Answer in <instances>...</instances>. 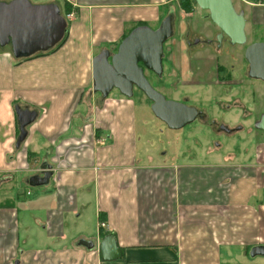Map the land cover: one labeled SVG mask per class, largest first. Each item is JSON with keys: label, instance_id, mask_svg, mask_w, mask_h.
Listing matches in <instances>:
<instances>
[{"label": "crops", "instance_id": "obj_1", "mask_svg": "<svg viewBox=\"0 0 264 264\" xmlns=\"http://www.w3.org/2000/svg\"><path fill=\"white\" fill-rule=\"evenodd\" d=\"M27 1L57 6L66 33L56 49L24 59L13 56L10 44L0 46V264H264L261 115L241 121L255 131L253 158L244 148L197 163L169 147L156 153L143 123L139 137L136 108L151 106L142 93L127 99L114 91L103 99L92 91L93 58L116 51L139 26L158 29L167 16L173 33L163 82L170 81L172 92L208 88L216 73L205 55L212 44L204 40L219 32L209 18L203 23L213 29L180 31V19L191 24L200 10L193 2L187 13L180 0ZM231 1L244 15V46L264 42V1ZM193 38L202 44H191ZM230 74L231 85L241 81ZM15 107L37 113L19 148ZM43 164L52 172L48 184L30 187ZM104 233L115 238L119 260H100ZM81 240L93 248L79 246Z\"/></svg>", "mask_w": 264, "mask_h": 264}, {"label": "water", "instance_id": "obj_2", "mask_svg": "<svg viewBox=\"0 0 264 264\" xmlns=\"http://www.w3.org/2000/svg\"><path fill=\"white\" fill-rule=\"evenodd\" d=\"M264 1V0H263ZM207 13L210 22L223 34L230 45H245V20L243 12L234 10L231 0H192ZM66 33V21L55 5H32L27 0L0 3V46L10 44L16 59L28 58L38 52H48L58 45ZM172 17L167 16L156 30L139 26L121 41L116 51L103 50L92 60V91L106 99L117 91L130 99L134 90L139 91L151 103L153 116L172 131H178L195 121L199 113L181 103L166 100L151 87L145 73L161 77L163 46L172 36ZM244 59L248 65V77L264 82V42L246 47ZM18 136L15 147L25 141L29 127L36 119L35 111L15 107ZM256 128L264 131V113ZM40 176L28 180L30 187L46 186L52 176L48 165L40 167ZM79 246L93 248L91 242L81 240ZM264 254V251H262ZM98 255L104 262L121 258L115 238H102Z\"/></svg>", "mask_w": 264, "mask_h": 264}, {"label": "rangeland", "instance_id": "obj_3", "mask_svg": "<svg viewBox=\"0 0 264 264\" xmlns=\"http://www.w3.org/2000/svg\"><path fill=\"white\" fill-rule=\"evenodd\" d=\"M206 16L207 14L204 11L196 10L191 16V24L186 20L180 19V24H178L176 29L180 31H189L191 29L190 26L194 31H201L207 28L213 29L212 25L203 23ZM195 33L199 34L200 32ZM207 33L208 32H204L201 34L203 35ZM246 41L248 43V36H246ZM163 48L165 50L168 48L167 43L164 44ZM177 52L176 58L179 60L182 56L179 54V50H177ZM205 55L206 57L212 55L214 60H217L218 65L223 66L227 72L232 73L236 80H241V89L236 90L237 88L229 87L227 89L224 88L221 91V89L218 90L217 87H212V84H209L206 85L208 87L206 89L199 85H197L198 87L178 86L177 91L172 92L174 88L169 85L170 81L166 80L163 83L165 85H163L158 81L160 78L157 79L156 76L155 78L150 75V77H148V82L153 89L158 91L169 101L173 100L196 109H206L209 120H214V122L219 124L223 123L230 128L242 124L243 129L230 135H226L218 133L208 124L194 121L178 131H172L155 119L150 108L145 110L142 107H137L136 110L139 111V137L142 138L141 128L143 123L146 128V133L148 129L150 131V134L148 135L149 138L146 140L150 142L149 145L151 146V149H154L156 153L160 154L162 151H166L167 147H169L168 153L172 152V155H176L177 152H179V156L184 155L186 159L196 161L197 163H206L210 161L209 156L212 155H217L219 159L221 156H226L228 154L238 155L239 151L242 153L244 148L251 151V158H253V151L255 148V144H253V135L255 134V131L252 134L248 133L247 130L249 125L247 123H241V121L244 122L243 120L247 118L256 120L264 112V82L256 81L247 77V64L244 60L242 47L229 45L224 42L221 50L217 52L208 48V52ZM199 61L200 60L196 59L194 63L191 62V67H195ZM162 65H165L164 67H166L167 61H164ZM165 77H167V72L163 71L162 78ZM171 82H173V80ZM174 82H176V80ZM225 90H228L227 93H224ZM235 92L237 93L236 97H231L230 94ZM203 97H207V100H204ZM145 100L149 103L146 98ZM237 100H239V107L236 104ZM134 101L136 102V99ZM136 105L138 106V104ZM245 113H250V117L245 116ZM140 114H145L147 116L143 120L139 117ZM145 136L146 134H144V138ZM259 136L263 137L264 133H258L257 137ZM248 139L250 141L252 139V143H248ZM256 140L259 141L258 138H256ZM141 146V143H139L138 153H140L139 148H142ZM181 160H183V158ZM34 190L35 188H33V191Z\"/></svg>", "mask_w": 264, "mask_h": 264}, {"label": "flooded vegetation", "instance_id": "obj_4", "mask_svg": "<svg viewBox=\"0 0 264 264\" xmlns=\"http://www.w3.org/2000/svg\"><path fill=\"white\" fill-rule=\"evenodd\" d=\"M210 33H211L210 39H208L206 41L204 40V43L212 44V47L211 48H212L213 51H217L218 52L219 50H221V48L223 47L224 42H226V43L229 44V41L227 40V38L223 34H221L220 32H213V33L210 32ZM168 41H166L165 44ZM200 42L201 41H200L199 38H193L191 44H195V46H199V45L202 44V42L201 43ZM237 46L242 47L244 45H237ZM245 50H246V47L245 46L242 47V51L244 53H245ZM163 56L164 57L162 59V64H163L164 61H167V58L168 57L171 56V52H169L167 49L165 50L163 48ZM210 57L213 59V62H215L214 69H215V73H216V77H215V81H214L215 83L212 84V87H217V89L218 90L221 89V91L224 88L227 89L229 87L230 88H233V87L234 88H237L236 90L241 89L242 82L240 81V82H237V83H234V84L231 85L230 84V82H231V74H230V72H227L226 69L223 66L218 65L217 64V60H214V57L212 55ZM162 75H163V72H162ZM162 75H161V77H159L160 78L159 80H162V83H164L163 82L164 78H162ZM236 81H238V80H236ZM227 91L228 90H225L224 93H227ZM236 95H237V93H236ZM171 101H173V100H171ZM177 103H179V102H177ZM236 104L238 106L239 103L236 102ZM190 108H194V107H190ZM194 109L199 113V115L197 116V118L195 119V121H199L200 123L208 124L212 129L214 128L218 133H223V134H226V135H230V134H232L234 132H237V131L242 130V127L240 125H237V126H234V127H231L230 128L228 125H225L223 123L222 124H219L217 122H214V120H209L208 113H207V110L206 109H202V108H200V109L194 108Z\"/></svg>", "mask_w": 264, "mask_h": 264}, {"label": "trees", "instance_id": "obj_5", "mask_svg": "<svg viewBox=\"0 0 264 264\" xmlns=\"http://www.w3.org/2000/svg\"><path fill=\"white\" fill-rule=\"evenodd\" d=\"M191 0H180V4H181V7L183 8V9H185V11L187 12V13H189L190 11H191ZM64 40V39H63ZM63 40L58 44V45H56V47H54L55 49L57 48V46H59L62 42H63ZM107 235V233L105 234H102V238L104 237V236H106Z\"/></svg>", "mask_w": 264, "mask_h": 264}, {"label": "built area", "instance_id": "obj_6", "mask_svg": "<svg viewBox=\"0 0 264 264\" xmlns=\"http://www.w3.org/2000/svg\"><path fill=\"white\" fill-rule=\"evenodd\" d=\"M70 18H73V13H69L66 15V19H70Z\"/></svg>", "mask_w": 264, "mask_h": 264}]
</instances>
